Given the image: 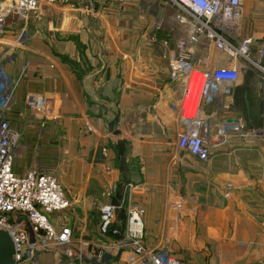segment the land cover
<instances>
[{"label":"crops","instance_id":"0c3cea01","mask_svg":"<svg viewBox=\"0 0 264 264\" xmlns=\"http://www.w3.org/2000/svg\"><path fill=\"white\" fill-rule=\"evenodd\" d=\"M15 1L0 0V11ZM86 5L59 3L30 20L20 48L24 22L10 16L0 31V56L11 57L2 64L17 82L5 114L21 135L13 172L51 174L71 201L50 221L59 233L71 229L72 257L44 252L40 264H80L83 252L82 264H92L91 253L122 240L99 232L101 207L110 204L120 206L121 231L127 207L142 206L145 246L166 248L183 264H264V135L217 141L230 121L245 128L231 112L242 84L224 109H206L210 159L179 154L183 88L172 80L170 60L186 37L179 10L165 0H98L85 15L79 9ZM242 14L239 41L252 39L255 52L264 47V0H242ZM195 52L199 63L216 58L207 42ZM262 114L250 131L264 128ZM124 250L111 264H128Z\"/></svg>","mask_w":264,"mask_h":264},{"label":"built area","instance_id":"2783aa9c","mask_svg":"<svg viewBox=\"0 0 264 264\" xmlns=\"http://www.w3.org/2000/svg\"><path fill=\"white\" fill-rule=\"evenodd\" d=\"M73 0H16L12 8L0 11V31L4 29L7 18L13 14L22 16L28 22L29 15L39 12L47 6L59 3L70 4ZM124 2L125 0H118ZM179 10L177 21L186 29V37L177 44L174 56L175 64L172 80L182 82L183 98L179 106L180 123L184 130L179 135L176 148L184 155L206 162L210 159L213 145L209 141V118L206 109L215 104L221 109L225 100L241 86L243 81V60L249 66L257 67L264 73V47L253 51V40L239 41L243 19L242 0H165ZM87 8H94L98 0H82ZM27 29L20 32L15 47L20 48L27 42ZM207 42L218 56L211 62L199 63L195 47ZM226 58V63H223ZM11 57L0 56V232L10 237L14 246V264H40L39 255L47 252H59L72 257L69 246L72 244L71 229L57 232L50 221L54 213L66 211L71 207L64 188L51 174L37 170L29 171L25 176L13 172L14 152L21 135L15 130L5 114L9 111L17 82L7 73L4 60ZM232 65V66H229ZM261 87L264 88V77ZM199 94L197 105L194 104ZM39 99H34L30 107H36ZM264 122V110L262 114ZM230 133H244L240 124H225L218 130V138L226 140ZM263 136L264 128L250 133V136ZM126 202L122 205L125 206ZM122 206V207H123ZM120 208L112 204L101 207L99 232L102 237H117L122 240L99 252L91 253L90 261L101 263L102 256L124 253L129 243L128 264H183L182 260L168 249H149L144 244L145 215L142 206L131 204L127 207V221L123 231L115 226L116 214ZM31 232L33 242H31ZM128 244V245H129ZM87 252L79 255L80 264Z\"/></svg>","mask_w":264,"mask_h":264},{"label":"rangeland","instance_id":"374dc122","mask_svg":"<svg viewBox=\"0 0 264 264\" xmlns=\"http://www.w3.org/2000/svg\"><path fill=\"white\" fill-rule=\"evenodd\" d=\"M13 4L14 3H8V5L5 4L4 5L6 7L5 10L6 9L9 10L10 8H12ZM80 5H81V3H80ZM166 5H167V7L169 9L173 8L168 3H166ZM52 7L53 6H47L44 9L40 10L39 12H35V13L30 14L29 15L28 22H26V23H25V21L22 20V16H19V14H13V15H11L10 18H14V19L16 18L17 20H20V21L24 22V23H22V26L20 27L21 30H24V29H27L26 26H27V23H29L30 20L39 18L40 16H42V14H44L45 12H47ZM94 9L95 8H93V10ZM79 11L82 14H85V15H91V14H93L92 9L91 8H87V6H82L79 9ZM8 26H9V23H8ZM26 31L28 32V29ZM27 34H28L27 35V37H28L27 38V41H28L30 35H29V32ZM182 34H183V32H182ZM182 34L178 35L179 36L178 40L181 38V35ZM185 34H186V29L184 28V34L183 35H185ZM183 38H185V36L182 37V39ZM182 39H180L178 41V43ZM26 44H27V42H26ZM199 45L201 46L202 45V42ZM204 47L206 48V51H208L209 47L206 46V45H204ZM4 55H5V53H4ZM213 55L214 56L215 55L218 56V53L214 51L213 52ZM222 61L225 64L226 63V58H223ZM239 61L243 65V83H242V87H241L242 89H241V91H239V93L235 95V98H233V102L232 103H234V106H231V109H232L231 112L235 116L237 115V117L239 119H242L243 120V124L245 126L244 130L247 131V132H250L252 134V130L250 131V128H254V127H257L258 126V122H259V119H260V115L262 113V110H264V92H263L264 91V88L261 87L260 90L258 89V82H259V84L262 82V80H263L262 78L264 77V73L261 72V70L259 68H257V67H254L252 65L251 66L247 65L246 62L243 61V60H239ZM229 66H232V65H229ZM230 97H228V98H230ZM194 104H195V101H194ZM226 105L229 106V105H232V104L229 103V100H228V102L226 103ZM212 134H214V133H212ZM214 136H216V134H214ZM248 138L247 137H244L243 139H248ZM255 139L256 140L257 139L259 140V139H261V137L254 138L253 140H255ZM218 140H219V138L217 139V141ZM179 154H182V153L180 152ZM182 155H184V154H182ZM137 206H140V205H137ZM120 236H122V234ZM120 236H117V237H120ZM130 247L131 246L129 244L125 248L128 249V250H130L131 249ZM113 257L114 256H112V258ZM128 258H129V255L126 254L124 256L123 260L124 261H127ZM71 264H73V263H71Z\"/></svg>","mask_w":264,"mask_h":264},{"label":"water","instance_id":"95a60500","mask_svg":"<svg viewBox=\"0 0 264 264\" xmlns=\"http://www.w3.org/2000/svg\"><path fill=\"white\" fill-rule=\"evenodd\" d=\"M230 124L232 121L229 122ZM236 124L238 121L235 122ZM31 242H33V235L31 232ZM14 246L13 243L5 232H0V264H14ZM112 256L108 253H105L102 256L101 263H98L96 259L92 260V264H111Z\"/></svg>","mask_w":264,"mask_h":264},{"label":"bare ground","instance_id":"6f19581e","mask_svg":"<svg viewBox=\"0 0 264 264\" xmlns=\"http://www.w3.org/2000/svg\"><path fill=\"white\" fill-rule=\"evenodd\" d=\"M181 84H182V82H181ZM198 99H199V94H197V96H196V101H195L196 105H197ZM180 104H181V102H180Z\"/></svg>","mask_w":264,"mask_h":264}]
</instances>
